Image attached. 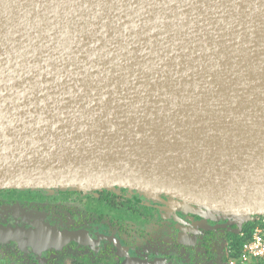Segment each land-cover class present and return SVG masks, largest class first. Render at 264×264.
I'll return each mask as SVG.
<instances>
[{
  "label": "water",
  "instance_id": "obj_1",
  "mask_svg": "<svg viewBox=\"0 0 264 264\" xmlns=\"http://www.w3.org/2000/svg\"><path fill=\"white\" fill-rule=\"evenodd\" d=\"M114 188L264 216V0H0V190Z\"/></svg>",
  "mask_w": 264,
  "mask_h": 264
},
{
  "label": "flooded vegetation",
  "instance_id": "obj_2",
  "mask_svg": "<svg viewBox=\"0 0 264 264\" xmlns=\"http://www.w3.org/2000/svg\"><path fill=\"white\" fill-rule=\"evenodd\" d=\"M180 202L126 188L0 190V233H24L0 239V264H228L237 224Z\"/></svg>",
  "mask_w": 264,
  "mask_h": 264
},
{
  "label": "built area",
  "instance_id": "obj_3",
  "mask_svg": "<svg viewBox=\"0 0 264 264\" xmlns=\"http://www.w3.org/2000/svg\"><path fill=\"white\" fill-rule=\"evenodd\" d=\"M252 222L255 223V227L251 237L238 248H231L228 264H249L255 259L260 260V264H264V216L257 217ZM243 229L244 227L239 231V236L242 238L245 236Z\"/></svg>",
  "mask_w": 264,
  "mask_h": 264
},
{
  "label": "trees",
  "instance_id": "obj_4",
  "mask_svg": "<svg viewBox=\"0 0 264 264\" xmlns=\"http://www.w3.org/2000/svg\"><path fill=\"white\" fill-rule=\"evenodd\" d=\"M255 227V223L254 222H249L247 224H245L244 226V231L245 232V236L242 238L239 235H237L236 239H235V244L234 247H239L243 242L247 241L251 235H252V230Z\"/></svg>",
  "mask_w": 264,
  "mask_h": 264
},
{
  "label": "rangeland",
  "instance_id": "obj_5",
  "mask_svg": "<svg viewBox=\"0 0 264 264\" xmlns=\"http://www.w3.org/2000/svg\"><path fill=\"white\" fill-rule=\"evenodd\" d=\"M223 238H224V235H223ZM260 262H261L260 260L255 259L252 262H250L249 264H260Z\"/></svg>",
  "mask_w": 264,
  "mask_h": 264
}]
</instances>
